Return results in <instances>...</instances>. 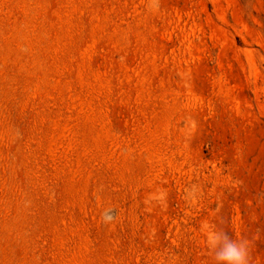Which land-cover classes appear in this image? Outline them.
<instances>
[{"label": "rangeland", "instance_id": "rangeland-1", "mask_svg": "<svg viewBox=\"0 0 264 264\" xmlns=\"http://www.w3.org/2000/svg\"><path fill=\"white\" fill-rule=\"evenodd\" d=\"M205 221L264 264V0H0V264H214Z\"/></svg>", "mask_w": 264, "mask_h": 264}, {"label": "clouds", "instance_id": "clouds-1", "mask_svg": "<svg viewBox=\"0 0 264 264\" xmlns=\"http://www.w3.org/2000/svg\"><path fill=\"white\" fill-rule=\"evenodd\" d=\"M153 3L152 7H156ZM202 230L207 248L212 252L214 264H249V242L243 238H232L226 231L205 221Z\"/></svg>", "mask_w": 264, "mask_h": 264}]
</instances>
